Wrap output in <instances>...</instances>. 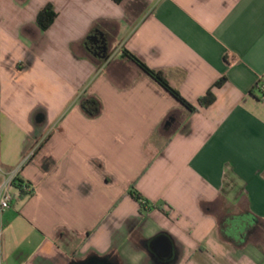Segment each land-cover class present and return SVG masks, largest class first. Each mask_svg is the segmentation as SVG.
I'll use <instances>...</instances> for the list:
<instances>
[{
  "label": "crops",
  "instance_id": "0c3cea01",
  "mask_svg": "<svg viewBox=\"0 0 264 264\" xmlns=\"http://www.w3.org/2000/svg\"><path fill=\"white\" fill-rule=\"evenodd\" d=\"M261 85L264 0H0V264H264Z\"/></svg>",
  "mask_w": 264,
  "mask_h": 264
},
{
  "label": "trees",
  "instance_id": "16d2710c",
  "mask_svg": "<svg viewBox=\"0 0 264 264\" xmlns=\"http://www.w3.org/2000/svg\"><path fill=\"white\" fill-rule=\"evenodd\" d=\"M117 2L119 0H116ZM57 14L53 10V7L51 5H46L43 9H41L37 15V25L42 31L47 30L53 21L55 20ZM123 55L132 60L137 66L151 79L156 81L157 84H159L169 95L172 97H175V99L181 103V105L189 112L194 113L197 111V107L187 102L177 90H175L165 79L164 75L160 71L153 70L149 67H147L140 59L132 55L131 53L124 51ZM225 78H222L218 80L215 83V87H221L223 83L225 82ZM258 88V87H257ZM262 95H264V92L260 91ZM215 100V96L212 93V91H208L204 97H201L198 99V106L202 108H206L209 105H211ZM80 106L83 110V112L90 117H97L101 113V103L99 99L92 97V96H82L79 100ZM13 186L18 189V191L21 193L22 196L28 195L30 192H26L24 189V182L20 178H16V180L13 182ZM127 194L129 197H131L133 200H135L137 203H139L141 210H144L145 207L148 206L147 200L145 201L142 195L134 188V185L132 184L129 186V189L127 191ZM142 201L145 202L142 203Z\"/></svg>",
  "mask_w": 264,
  "mask_h": 264
},
{
  "label": "built area",
  "instance_id": "2783aa9c",
  "mask_svg": "<svg viewBox=\"0 0 264 264\" xmlns=\"http://www.w3.org/2000/svg\"><path fill=\"white\" fill-rule=\"evenodd\" d=\"M260 89L262 92H264V85H261ZM262 98H264V96H262ZM32 155H33V152H31L30 154L28 153V155L26 157H24V159L21 161V163L19 165H17V167L14 170L12 169V171L9 173L8 179L4 182V184H3L4 191L0 195V215L4 210L9 208V205L11 203L10 200L12 198L11 193L9 192V189L11 186H13V182L18 177L21 169H23L22 167L31 158ZM24 189L26 192H31V190H32L30 185H25ZM142 203L145 204L144 201H142Z\"/></svg>",
  "mask_w": 264,
  "mask_h": 264
},
{
  "label": "water",
  "instance_id": "95a60500",
  "mask_svg": "<svg viewBox=\"0 0 264 264\" xmlns=\"http://www.w3.org/2000/svg\"><path fill=\"white\" fill-rule=\"evenodd\" d=\"M92 37V36H91ZM94 41L97 42V39L93 36L92 37ZM153 249L163 258L169 256L170 253V243L168 239L164 236L157 237L153 243H152ZM75 264H108V262L105 259L99 258V257H90L86 260H83L81 262L75 263Z\"/></svg>",
  "mask_w": 264,
  "mask_h": 264
},
{
  "label": "flooded vegetation",
  "instance_id": "af4514ba",
  "mask_svg": "<svg viewBox=\"0 0 264 264\" xmlns=\"http://www.w3.org/2000/svg\"><path fill=\"white\" fill-rule=\"evenodd\" d=\"M233 226H234L233 224H231V227L229 226L230 230H233L234 229ZM235 228L238 229L239 228V225H235ZM237 232H238V230H237Z\"/></svg>",
  "mask_w": 264,
  "mask_h": 264
},
{
  "label": "rangeland",
  "instance_id": "374dc122",
  "mask_svg": "<svg viewBox=\"0 0 264 264\" xmlns=\"http://www.w3.org/2000/svg\"><path fill=\"white\" fill-rule=\"evenodd\" d=\"M241 220H242V219H238V218L235 219V221H236V222H239V223H241Z\"/></svg>",
  "mask_w": 264,
  "mask_h": 264
}]
</instances>
